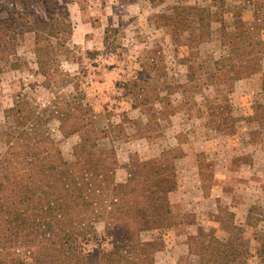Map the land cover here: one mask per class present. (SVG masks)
Returning <instances> with one entry per match:
<instances>
[{
  "label": "rangeland",
  "instance_id": "rangeland-1",
  "mask_svg": "<svg viewBox=\"0 0 264 264\" xmlns=\"http://www.w3.org/2000/svg\"><path fill=\"white\" fill-rule=\"evenodd\" d=\"M16 9L35 30L0 70V155L29 134L102 172L87 264H200L194 233L215 264H264V0H0Z\"/></svg>",
  "mask_w": 264,
  "mask_h": 264
},
{
  "label": "trees",
  "instance_id": "trees-1",
  "mask_svg": "<svg viewBox=\"0 0 264 264\" xmlns=\"http://www.w3.org/2000/svg\"><path fill=\"white\" fill-rule=\"evenodd\" d=\"M34 21L42 26L49 23L47 19ZM33 29L24 11L16 9L0 18V70L14 65L11 56L19 37ZM227 34L222 33L223 41ZM43 142L29 134L16 135L0 155V264H87L83 246L86 234L96 231L99 213L95 212L96 200L91 199L97 189L86 187V182L90 184L87 179L102 172L96 171L91 159L83 166L79 160L73 164L61 160ZM101 161L102 167L116 164L114 150ZM160 216L156 224L163 223L158 222ZM25 237L30 239L28 248L22 244ZM216 243L214 237L205 242L201 233L187 236L188 249L200 264H215L220 257L218 246L213 248ZM25 259L32 260L27 263Z\"/></svg>",
  "mask_w": 264,
  "mask_h": 264
},
{
  "label": "crops",
  "instance_id": "crops-1",
  "mask_svg": "<svg viewBox=\"0 0 264 264\" xmlns=\"http://www.w3.org/2000/svg\"><path fill=\"white\" fill-rule=\"evenodd\" d=\"M166 249V248H165ZM167 251V250H166ZM169 252V251H167ZM170 253V252H169ZM168 256H170V254H168ZM164 264H171V262H167V261H164Z\"/></svg>",
  "mask_w": 264,
  "mask_h": 264
}]
</instances>
